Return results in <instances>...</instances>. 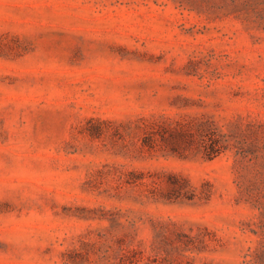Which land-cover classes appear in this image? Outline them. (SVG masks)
I'll return each instance as SVG.
<instances>
[{"label": "rangeland", "instance_id": "1", "mask_svg": "<svg viewBox=\"0 0 264 264\" xmlns=\"http://www.w3.org/2000/svg\"><path fill=\"white\" fill-rule=\"evenodd\" d=\"M0 264H264V0H0Z\"/></svg>", "mask_w": 264, "mask_h": 264}]
</instances>
